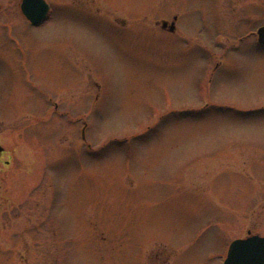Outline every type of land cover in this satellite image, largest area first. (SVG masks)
Returning <instances> with one entry per match:
<instances>
[{
  "label": "rangeland",
  "instance_id": "rangeland-1",
  "mask_svg": "<svg viewBox=\"0 0 264 264\" xmlns=\"http://www.w3.org/2000/svg\"><path fill=\"white\" fill-rule=\"evenodd\" d=\"M11 24L0 264H223L264 236V0H52Z\"/></svg>",
  "mask_w": 264,
  "mask_h": 264
},
{
  "label": "water",
  "instance_id": "water-1",
  "mask_svg": "<svg viewBox=\"0 0 264 264\" xmlns=\"http://www.w3.org/2000/svg\"><path fill=\"white\" fill-rule=\"evenodd\" d=\"M22 13L33 24L37 25L45 16L47 6L42 0H23ZM175 20V17H174ZM167 22L162 23V28ZM175 28L174 21L168 26L169 31ZM258 40L264 42V26L258 29ZM2 148L0 147V151ZM223 264H264V237L252 236L243 240H235L230 244Z\"/></svg>",
  "mask_w": 264,
  "mask_h": 264
},
{
  "label": "flooded vegetation",
  "instance_id": "flooded-vegetation-1",
  "mask_svg": "<svg viewBox=\"0 0 264 264\" xmlns=\"http://www.w3.org/2000/svg\"><path fill=\"white\" fill-rule=\"evenodd\" d=\"M29 1H34V0H29ZM43 1L48 5L47 14L39 24L33 26L31 25L30 21L26 18V16L22 13L21 4L23 3V0H0V28L4 30V28L12 27L13 26L11 24L12 22H14V25L17 24L18 22H22V23L26 22V24L29 25L30 27H35V28L41 27L44 23H46V21L49 19L52 13V0H43ZM10 33L7 34V36H12L11 35L12 33L11 34ZM254 36H255L254 37L255 44L258 45L260 48L264 49V43L261 44L257 41L256 33L254 34Z\"/></svg>",
  "mask_w": 264,
  "mask_h": 264
}]
</instances>
